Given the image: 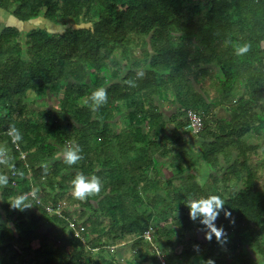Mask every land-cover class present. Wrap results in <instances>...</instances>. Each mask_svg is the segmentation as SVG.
<instances>
[{"label":"trees","instance_id":"obj_1","mask_svg":"<svg viewBox=\"0 0 264 264\" xmlns=\"http://www.w3.org/2000/svg\"><path fill=\"white\" fill-rule=\"evenodd\" d=\"M0 13L17 23L0 25V143L10 151L7 161H0V174L8 179L0 185V213L13 223V229L0 224L1 264H107L101 241L109 240L112 245L131 243L135 257H149L152 264H176L175 258L187 263L204 250L197 241L184 239L185 223L174 219L182 244V252L175 254L170 248L176 231L152 228V212L140 210L137 187L150 171L157 178L153 152L166 141L148 134L151 128L165 127L157 98L174 107L169 116L172 141L181 139L178 129H189L190 114L200 119V130L189 136L201 143L209 170L202 187L189 179L180 189L164 185L165 197L159 198L163 208L172 213L183 201L211 194L223 197L225 204L214 223L232 234L233 248L246 244V250L254 249L264 259V114L254 112L264 93V0H0ZM38 18L60 31L40 27L23 34L21 26ZM244 44L249 50L237 54ZM97 88H105L108 99L93 107L89 97ZM61 90L56 115L26 114L27 92ZM223 106L230 113L228 120L213 113ZM200 115L210 123H203ZM12 125L22 133L15 143L8 134ZM249 133L263 136L259 146L247 143ZM67 143L80 145L81 159L65 165L103 181L100 192L72 201L87 207L91 216L83 210L75 219L74 207L67 206L73 178L61 176L54 189L52 178L61 170L50 161ZM176 159L179 173L190 167L185 154ZM222 171L240 185L226 196L216 185ZM22 193L30 206L13 209L10 201ZM57 207L58 214L47 210ZM197 221L203 227L202 218ZM70 223L75 230L69 229ZM44 224L67 229L75 242L90 235L87 250L47 244ZM205 240L210 247L202 264L217 246L215 237ZM145 245L157 247L166 261L161 263L155 252L148 256ZM234 258L230 264H259L237 253Z\"/></svg>","mask_w":264,"mask_h":264},{"label":"rangeland","instance_id":"obj_2","mask_svg":"<svg viewBox=\"0 0 264 264\" xmlns=\"http://www.w3.org/2000/svg\"><path fill=\"white\" fill-rule=\"evenodd\" d=\"M196 3V2H195ZM183 21H186V19H183ZM16 21L13 17L9 16L8 14L0 13V25H9L13 26L16 25ZM83 28H88L89 24H82ZM40 27H43L44 29H49V31L57 32L60 31L59 28L56 26L51 27L45 23L41 18H38L37 20H34V22L25 23L21 26V29L23 30V34L29 32L33 29H38ZM194 48H197V45L195 43H191ZM139 51L138 49L135 50V53L137 54ZM109 62V60L107 61ZM123 66V65H122ZM214 69V68H213ZM207 80V79H206ZM120 80H110V83H119ZM88 83V82H87ZM109 84V83H108ZM205 86L207 87L210 97L213 96L214 92L211 88V86L208 83V80L204 82ZM108 86V85H107ZM197 89L198 86L195 85ZM264 92V91H263ZM244 94V92H242ZM246 97V95H244ZM62 98V90L58 93H50L48 91H39V92H33L29 91L26 93V95L23 98L24 106L26 107V114L32 115L36 113H48L50 117H53L57 114L59 111V101ZM155 105L159 109V111L162 113V122L165 124L164 128H151L149 130V136L151 139H161L165 138V142L160 145V148L153 152L154 158L157 161V175L156 179L154 178V174L150 171L147 173V178L145 179L144 183L139 184L137 187V193L139 194V201H140V210L145 209L147 214L152 212L151 222L150 225L152 228L156 226H165V230L173 229L176 232L171 235L172 239V247L170 248L175 252V254H179L182 252V244L179 241L178 238V229L173 226V220H183L186 226V230L184 233V239L185 240H193L197 241L199 244H202L200 248L204 249L202 252H198L195 257H193L191 260H189L187 263L185 261H182L180 258H175L176 264H202V257L206 254V249L210 247L207 243L208 241L205 240V231L207 230L206 226L202 223L203 227L198 226V219L200 217H197L195 220H193L189 216V208H188V202L183 201L181 207L177 206L176 210L170 213L167 211V209L163 208V202L160 201L165 196V191L163 190V186L170 184L173 188L180 189L181 186H183V180H192L191 182H194L198 184L199 186H204L206 184V181L209 177V170L206 164V161L202 158L201 151L202 146L201 143L190 138L189 132L190 129L187 128H180L177 130L178 135L180 136V140L172 141V138L170 136V131L172 124L169 121V116L173 112L174 107L171 105H168L166 103V100H162L160 98H157L155 101ZM255 113L262 112L264 114V93L262 96V103L260 107H257L254 110ZM213 113L216 118L219 119H225L228 120L230 117V113L226 106L215 108L213 110ZM201 119L203 123L209 124V118L203 117L202 115ZM118 118V116H117ZM116 118V119H117ZM115 118L112 122H110L108 125L109 127H114L113 123ZM254 122L253 124H255ZM126 125H123V128H125ZM155 133L157 135H155ZM263 139V136H257L253 133H249L245 140L249 145H257L261 144V140ZM74 146L72 143H67L64 146H59L57 149V153L53 157V159L50 161L51 165L57 164L60 166L61 172L57 174L56 176H53V182H54V189L57 190L59 187L58 185L61 182L62 177L61 176H70L71 178H74L76 175L80 174V170L78 168H70L67 167L64 160V150L69 147ZM117 154V153H116ZM180 154H185V157H187L189 160L191 159V164L188 169H186L184 172L179 173L178 166H177V159L176 156H179ZM10 155V151L7 149L4 143H0V161L2 164H4ZM118 155V154H117ZM62 164V165H60ZM64 164V165H63ZM257 172H261V169L257 170ZM226 172L223 173V171L218 175V179H220L221 182H217V188L220 193L223 194V196H226L228 192L230 191H237L239 189V184L236 183V181L228 176ZM222 176L226 178V180H221ZM157 180H160L162 183L159 185H154V182ZM264 182V181H262ZM146 187V188H144ZM264 189V188H263ZM164 191V192H163ZM54 192V191H53ZM66 198L68 199L67 206L70 207L72 210L74 207V217L75 219L78 218L79 211H86L87 216H91L92 212L87 208H82L79 205L72 204V201L75 202L73 195L69 196L66 195ZM160 198V200H159ZM155 200V203L152 204L151 200ZM193 199H190V201ZM151 201V203H150ZM148 204V205H147ZM152 205V206H151ZM154 210V211H153ZM85 217L81 219V221H85ZM44 220H46L44 218ZM107 220V219H105ZM166 220V222L164 221ZM49 221V220H47ZM50 223V222H49ZM0 224H4L6 227L13 229V223L6 222L5 221V214L4 212L0 213ZM50 227H49V226ZM44 224V229L42 232H45L44 230H48L46 233V242L47 244H56L60 246L67 247V250L70 251L73 247H75L76 251L80 250H87L88 248V242L90 239V235L84 238V241L82 242H75L74 239H71L70 236L67 234L68 230H62L58 226H55L53 224ZM157 228V227H156ZM89 229V228H87ZM88 233V232H87ZM161 235L163 236V239L167 241L169 238H167L162 232L159 231ZM58 235V239L55 235ZM227 234V241L224 243L217 241V246L213 248V251L209 255L208 259L211 258L214 261L219 262V264H230L236 262V259L234 258V254H240V256H249L253 259H256L259 264H264V259H262L261 255L258 254L254 249L246 250L247 245L244 244L240 246L238 249L233 248V244L235 241L232 239V234L230 232H226ZM144 238L147 243L151 242L149 233L144 235ZM214 238V237H213ZM112 240L109 241H101V244H103L104 250L102 251L104 257L107 260V264H152L149 257H142V258H136L134 253V248H132L131 243H119V244H111ZM206 244V245H204ZM31 246L35 248L37 246V241L33 240L31 242ZM169 249V250H170ZM98 250L94 251L92 254L94 257H97ZM155 252L158 260L161 263H164L165 258L162 256L161 251L155 247L152 246V248L148 247V245H145V253L151 255V253ZM173 258V257H172ZM171 258V260H172ZM2 257L0 256V264H1Z\"/></svg>","mask_w":264,"mask_h":264},{"label":"clouds","instance_id":"obj_3","mask_svg":"<svg viewBox=\"0 0 264 264\" xmlns=\"http://www.w3.org/2000/svg\"><path fill=\"white\" fill-rule=\"evenodd\" d=\"M249 45L244 44L237 48V54H243L249 50ZM108 94L105 88L95 89L89 100L93 107L103 104L107 101ZM8 134L12 138V142H18L22 139L21 131L15 126H10ZM81 149L79 144H74V146H69L64 150V160L67 164H75L81 159ZM8 183L6 175L0 174V185H5ZM71 192L74 198L79 200H85L89 196L101 191L103 181L101 177L97 175H92L88 178L84 173L76 175L71 181ZM32 196H36V190H32ZM225 200L223 197L211 194L206 197H201L199 199H193L188 203L189 216L195 220L197 217L202 218V223L206 226L205 239L212 240L213 237L218 242L224 243L227 241L226 230L223 227H218L214 221L219 215V210L223 208ZM10 206L16 210H24L30 206L28 201V196L25 193L17 195L14 199L10 201ZM224 215L230 217L232 215L230 210L225 209ZM235 222L234 220L232 221ZM195 247H199L196 245ZM207 264H215V261L211 258L207 260Z\"/></svg>","mask_w":264,"mask_h":264},{"label":"built area","instance_id":"obj_4","mask_svg":"<svg viewBox=\"0 0 264 264\" xmlns=\"http://www.w3.org/2000/svg\"><path fill=\"white\" fill-rule=\"evenodd\" d=\"M189 119H190V125H189V129L190 131L196 133L200 130L201 128V122L200 119L196 116V115H189ZM49 213L51 214H58L59 213V207L55 208V209H47ZM69 229L70 230H75V227L73 226L72 223L69 224ZM76 232V231H75Z\"/></svg>","mask_w":264,"mask_h":264}]
</instances>
